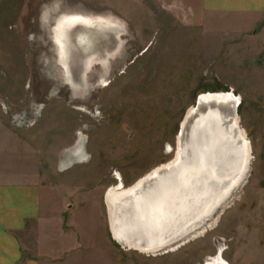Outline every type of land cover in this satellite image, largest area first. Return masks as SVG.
<instances>
[{"label": "rangeland", "instance_id": "rangeland-1", "mask_svg": "<svg viewBox=\"0 0 264 264\" xmlns=\"http://www.w3.org/2000/svg\"><path fill=\"white\" fill-rule=\"evenodd\" d=\"M75 14L121 26L109 69L92 64L82 92L57 63L52 38L58 18ZM255 34L209 19L200 0H0V148L12 170L58 189L63 219L72 204L89 252L104 254L107 264H201L219 245L230 264H264V38ZM110 36L100 32L96 41ZM227 90L239 96L250 141L246 183L206 232L173 250L148 256L122 249L110 234L106 191L168 162L197 95ZM78 135L87 159L62 169Z\"/></svg>", "mask_w": 264, "mask_h": 264}, {"label": "bare ground", "instance_id": "bare-ground-1", "mask_svg": "<svg viewBox=\"0 0 264 264\" xmlns=\"http://www.w3.org/2000/svg\"><path fill=\"white\" fill-rule=\"evenodd\" d=\"M120 27L78 14L58 18L52 29L57 63L74 91L84 89V72L92 64L108 68L107 62L122 43ZM100 32L111 35L106 43L96 41ZM75 58L80 68L78 78L72 70ZM79 79L84 80L81 86ZM196 98L197 104L189 106L181 119L173 157L130 186L117 183L105 193L110 234L124 250L156 256L203 234L217 211L248 179L253 157L239 122V96L231 90L205 91ZM82 136L78 135L75 145L63 154L62 169L87 159ZM220 254L219 245L216 256L203 264H227Z\"/></svg>", "mask_w": 264, "mask_h": 264}, {"label": "crops", "instance_id": "crops-1", "mask_svg": "<svg viewBox=\"0 0 264 264\" xmlns=\"http://www.w3.org/2000/svg\"><path fill=\"white\" fill-rule=\"evenodd\" d=\"M200 5L206 17L226 29L251 31L264 38V0H200ZM3 149L0 264H107L104 254L89 252L86 234L74 224L72 204L64 205L68 212L63 219L65 212L57 205L58 189L44 190L41 181L19 166L12 170L10 153Z\"/></svg>", "mask_w": 264, "mask_h": 264}, {"label": "flooded vegetation", "instance_id": "flooded-vegetation-1", "mask_svg": "<svg viewBox=\"0 0 264 264\" xmlns=\"http://www.w3.org/2000/svg\"><path fill=\"white\" fill-rule=\"evenodd\" d=\"M218 249H219V246L215 249V251H214V253H213V257H215L216 256V254L218 253ZM223 246H221V257H222V252H223ZM209 257H211V256H209ZM208 257H206L205 259H207ZM205 259H203L201 262H202V264L204 263V260ZM222 259L227 263V264H230L228 261H226L223 257H222Z\"/></svg>", "mask_w": 264, "mask_h": 264}, {"label": "water", "instance_id": "water-1", "mask_svg": "<svg viewBox=\"0 0 264 264\" xmlns=\"http://www.w3.org/2000/svg\"><path fill=\"white\" fill-rule=\"evenodd\" d=\"M197 101H198V100H197V98H196V100H195V103H196V104H197ZM178 132H180V126H179V131H178Z\"/></svg>", "mask_w": 264, "mask_h": 264}]
</instances>
